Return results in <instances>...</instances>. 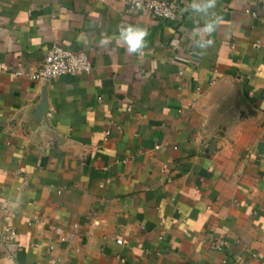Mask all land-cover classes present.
Segmentation results:
<instances>
[{"label": "crops", "instance_id": "0c3cea01", "mask_svg": "<svg viewBox=\"0 0 264 264\" xmlns=\"http://www.w3.org/2000/svg\"><path fill=\"white\" fill-rule=\"evenodd\" d=\"M173 1L0 0V264H264V0H214L203 49ZM54 44L93 70L31 80Z\"/></svg>", "mask_w": 264, "mask_h": 264}, {"label": "built area", "instance_id": "2783aa9c", "mask_svg": "<svg viewBox=\"0 0 264 264\" xmlns=\"http://www.w3.org/2000/svg\"><path fill=\"white\" fill-rule=\"evenodd\" d=\"M129 12H148L156 20L175 22L179 19L180 8L173 0H120ZM93 70L92 62L85 53L74 52L56 44L49 49L40 68L30 74L31 80H54L64 75H84ZM17 75L18 72H17ZM6 232H10L9 229ZM55 232L61 236L64 228L57 227ZM13 234V232H10ZM62 241H66L62 238ZM225 243L220 242L219 249H223ZM253 258L255 256H252ZM240 264H253L251 261H242Z\"/></svg>", "mask_w": 264, "mask_h": 264}, {"label": "clouds", "instance_id": "9594fccd", "mask_svg": "<svg viewBox=\"0 0 264 264\" xmlns=\"http://www.w3.org/2000/svg\"><path fill=\"white\" fill-rule=\"evenodd\" d=\"M215 7L214 0H191L190 10L205 19L202 27L195 29V34L198 37L196 45L198 48H206L210 46L211 41L204 38L205 33L215 31L217 25L213 20L212 9ZM147 33L144 29L122 25L119 29V43L126 47L130 54L139 53L145 46V37Z\"/></svg>", "mask_w": 264, "mask_h": 264}, {"label": "rangeland", "instance_id": "374dc122", "mask_svg": "<svg viewBox=\"0 0 264 264\" xmlns=\"http://www.w3.org/2000/svg\"><path fill=\"white\" fill-rule=\"evenodd\" d=\"M76 229H77V226H74V231L71 233V235L69 236V238L67 237V238H65V237H63V235L61 236V238H65L66 239V241H63V242H70V241H72L74 238H75V236H76V234H77V231H76ZM223 242V241H222Z\"/></svg>", "mask_w": 264, "mask_h": 264}, {"label": "water", "instance_id": "95a60500", "mask_svg": "<svg viewBox=\"0 0 264 264\" xmlns=\"http://www.w3.org/2000/svg\"><path fill=\"white\" fill-rule=\"evenodd\" d=\"M259 155H264V143H260L258 146Z\"/></svg>", "mask_w": 264, "mask_h": 264}]
</instances>
